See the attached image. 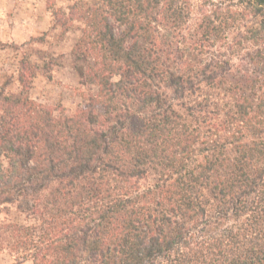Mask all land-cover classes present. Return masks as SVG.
I'll return each instance as SVG.
<instances>
[{
	"label": "trees",
	"instance_id": "1",
	"mask_svg": "<svg viewBox=\"0 0 264 264\" xmlns=\"http://www.w3.org/2000/svg\"><path fill=\"white\" fill-rule=\"evenodd\" d=\"M229 1L242 8L219 3L186 32L177 0H98L56 20L82 21L75 68L96 90L56 118L0 88V205L35 218L0 224V250L33 264H264V0ZM35 69L24 59L19 81Z\"/></svg>",
	"mask_w": 264,
	"mask_h": 264
},
{
	"label": "rangeland",
	"instance_id": "2",
	"mask_svg": "<svg viewBox=\"0 0 264 264\" xmlns=\"http://www.w3.org/2000/svg\"><path fill=\"white\" fill-rule=\"evenodd\" d=\"M97 1L0 0V88L9 92H22L34 101L49 106L56 118L72 115L79 108L88 106L89 95L95 92L96 87L84 82L75 68L80 62L73 53L83 23L72 18L66 26H62L56 20L68 14L73 5L86 8ZM177 1L190 15L184 32L187 27L193 29L202 14L212 11L219 3L224 7L234 4L233 8H242V4L229 0ZM252 21L249 14L237 22L241 33L243 24ZM233 33L229 34L230 39ZM243 46L246 48L248 42ZM224 53L229 52L225 49ZM24 59L36 66L35 74L28 84L18 79ZM235 64L242 67L245 61L235 59ZM7 223L34 224L35 218L19 211L12 204H3L0 205V224ZM23 255L4 240L0 250V264H33L30 257Z\"/></svg>",
	"mask_w": 264,
	"mask_h": 264
}]
</instances>
